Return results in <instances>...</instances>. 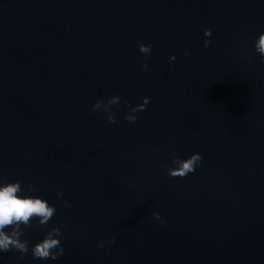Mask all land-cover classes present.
I'll return each mask as SVG.
<instances>
[{"label": "clouds", "instance_id": "1", "mask_svg": "<svg viewBox=\"0 0 264 264\" xmlns=\"http://www.w3.org/2000/svg\"><path fill=\"white\" fill-rule=\"evenodd\" d=\"M206 39L203 40V47L208 48L212 32L210 28H206L203 32ZM138 50L145 57L152 52V45L145 43H138ZM253 50L259 55L260 63L264 64V31L260 32L253 39ZM190 55L188 50H185L184 56ZM169 61L174 62L176 60L175 55L169 56ZM248 62L252 63L253 58L248 57ZM148 70V64L143 63L140 65V71L144 72ZM120 95H113L104 99H96L91 105V111H102L107 116V121L110 124L118 122V118L113 108H119L121 103ZM126 105H129L127 100L124 101ZM150 103V97L144 96L141 98V102L135 105H129L128 111L124 116V119L128 123H135L137 121V113L145 111L147 105ZM202 154L194 152L187 158H180L173 156L171 158V166L164 165V171L170 177L184 178L190 173H194L200 166L202 161ZM37 189L35 186L29 184L27 188L22 187V182L16 180L14 182H8L0 180V254L10 251L18 252L21 256L27 255L29 252L34 260L41 261H56L60 256L64 254V248L61 244L62 230L60 227H51L42 239L29 246V241L24 237L27 234L33 223L40 227L46 225L56 212L55 205H52L48 200L41 198L38 195H32L29 193H35ZM57 198L62 197V193H56ZM65 207H71V204L64 200ZM155 220L161 224L164 223L163 218L158 212L152 213ZM116 240L113 237L107 241H101L97 243V248L102 249L105 244H115Z\"/></svg>", "mask_w": 264, "mask_h": 264}, {"label": "water", "instance_id": "2", "mask_svg": "<svg viewBox=\"0 0 264 264\" xmlns=\"http://www.w3.org/2000/svg\"><path fill=\"white\" fill-rule=\"evenodd\" d=\"M82 0H0V60Z\"/></svg>", "mask_w": 264, "mask_h": 264}]
</instances>
